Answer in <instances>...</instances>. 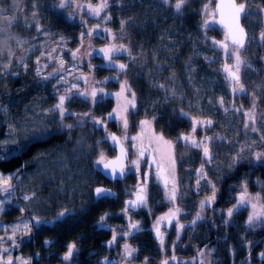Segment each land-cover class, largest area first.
Segmentation results:
<instances>
[{"label":"rangeland","instance_id":"rangeland-1","mask_svg":"<svg viewBox=\"0 0 264 264\" xmlns=\"http://www.w3.org/2000/svg\"><path fill=\"white\" fill-rule=\"evenodd\" d=\"M58 3V0H55ZM146 1H157L158 6H164L165 9L168 8V5L171 6L172 9L175 10L173 7L175 0H169V3L165 4L163 0H146ZM41 0H0V65L8 64L11 61V68L10 71H14L17 75H9L5 73L4 75L0 76V139L10 138L16 139L21 143H28L33 132L36 129L44 130L47 129H56L59 125V117L57 116L56 112L51 111L52 107L58 102L59 95H63L65 90L71 84H77L81 91L90 90L91 87L94 85L95 81H101L100 84H95L94 86L97 88H103L105 93H116L120 90L119 87L110 88L108 86L107 81H105V75L102 73V70L99 67L90 68L88 65H99L98 59L94 57V49L98 48L101 44L105 43L106 45L113 44L114 34L103 33L104 36L107 37L104 39H97V37H85L83 39L84 47L81 48L80 53H78L77 60H72L71 52L68 50L71 49L75 51L77 48L81 47V39L80 33L86 32L89 28H93L99 21V18L89 16L87 14V8L77 9L75 7V3H79L82 5H86L89 0H75V3H70L66 8L61 9L57 12L58 15L65 14V16L72 17V23L76 24V29L79 31L77 40L74 41L70 36H64L63 34L57 35L54 30L48 25V23L44 20H52V16L49 14L47 7H41ZM98 0H91V3L95 5ZM160 2V3H159ZM152 3V2H151ZM214 3L215 0H187L185 7L183 8L181 14L182 15H190L191 17L199 20L201 18V25L194 28V32H186L184 30V39L189 42L193 49H191V54L199 57L202 55L203 57L209 55L208 63L205 64L209 65L208 71L212 75L211 81L206 84L205 89L206 93L204 95L197 94V90H200L201 84L196 88L195 82L192 79L194 76L191 73L195 69H197V62L194 61L189 64L187 79H191L192 89L195 92L197 100L194 103L190 104V113L191 117L201 120H212L213 124L211 127H198L197 128V138H201L207 135L212 137H223L225 139L220 140L216 139L212 141V146L215 147L216 154L214 155V161L209 164L208 168L206 166L205 171H207L208 175L218 174L220 169V163L222 162H232V158L240 152L241 147H246L247 150L241 153L242 156L249 157L250 154L254 152H260V144L261 139L260 136L263 134L262 129L264 127V43H261L258 38L252 39V37H258L259 32L261 30L262 24L259 18V15H250L248 20H242L244 27L246 28L250 43L246 45V49L242 50L241 55L242 58L245 60V65L241 67L240 75L241 81L246 87V93H232L230 90V83L226 79L227 73L224 72L223 66L225 64H233L234 61L230 57L226 56L224 51L218 46L212 43L213 40L215 41H222L225 37V32L222 28H219L215 23H210L209 28L203 27V21L205 19L209 20L210 22L213 21V17L208 13L214 11ZM249 3L252 5V10L255 12L257 6H261L260 0H249ZM33 4L36 7H33ZM154 7L156 4L152 3ZM205 5H208V9L205 10ZM157 6V8H158ZM37 12L35 18H33L32 13ZM73 13L75 16L73 17ZM200 15V17L197 15ZM102 13L101 15H104ZM8 18H15L12 25L9 26L7 20L4 17ZM44 20H43V19ZM83 18L86 21V25L82 26L80 21ZM215 19V18H214ZM188 18L185 20L187 22ZM170 21H173L170 20ZM169 21V22H170ZM177 23L179 22L176 20ZM26 24L33 25L32 27H27ZM39 24L42 28V32L38 33L36 31L35 25ZM107 23L105 21L100 22L101 28H105ZM179 25V24H178ZM55 27V26H52ZM110 29L109 27H106ZM112 32V30H111ZM166 32V31H165ZM182 35V31L179 32ZM201 33H204L201 35ZM172 34L169 32L165 37H170ZM63 38V40H61ZM207 39V40H206ZM72 42L73 45L70 46L68 43ZM206 44L207 52H202L201 47ZM35 45V47H34ZM55 48L56 51L52 52V49ZM45 52V56L41 57L39 65L36 64V58L40 56L41 52ZM92 52V56L84 55L85 52ZM51 52L52 57H63L65 61L64 71L59 72L55 77L50 79L49 81H45L43 83L44 90H47V95L45 97L37 95V90L34 92L21 96L19 93L23 90L20 87H16L18 85H14L15 82L19 83L20 79H23L24 76L29 79H37L40 78L37 76L36 68L39 67L41 69V76H47L51 72H55L56 69L59 68V63L57 59H49L47 53ZM211 57V60H210ZM20 58H23L24 62L28 64L27 70H23L22 66L20 65ZM211 61V62H210ZM47 65V67H44ZM260 65V68H259ZM205 66V70H206ZM3 71V69H0ZM254 75L255 77H259V83L252 82L249 80L250 76ZM79 76H86L88 77L87 82L83 79H76ZM63 77V80L60 78ZM198 77V76H197ZM41 79V78H40ZM58 80L60 82L58 83ZM18 81V82H17ZM66 81V82H65ZM55 86V87H54ZM13 90L15 96H7V92ZM255 93L256 99V113H257V124L256 127L258 128L257 132L251 131V129H245L243 127L246 118L243 116V111H247L252 107V94ZM112 99V108L109 112H111L117 106V99L114 95L106 96ZM193 97V95H192ZM223 97L224 104L221 106L218 101ZM66 107L69 108V103H66ZM241 112L234 111L235 108H241ZM225 108L228 109L225 112ZM87 112V111H86ZM94 112V111H93ZM77 113V112H75ZM95 113V112H94ZM241 113V114H240ZM207 114V115H206ZM96 118H102L100 115L93 114ZM141 115V113H136V117ZM197 115V116H195ZM105 115L104 117H106ZM137 123V135L141 133L140 121L141 120H149L151 121V129L153 131V121L152 118H148L146 116L140 117ZM84 123L75 126V130H81V136L84 138L85 131L89 127V123L91 122L90 117L84 118ZM118 124L119 122L116 121ZM65 124H73L76 125V117H67L64 121ZM92 123V122H91ZM93 124V123H92ZM107 126V125H106ZM192 126V125H191ZM9 127L13 129L11 133H9ZM94 127V136L95 142L94 146L97 149L96 155L94 157L93 165L90 166L86 162H81L79 165L83 167V171L77 174V179L75 180L74 184H72V177L68 180L69 185L67 184L66 187L69 189H73L74 191H70L67 188L59 187L61 192H66L63 196L67 198L62 199V203L59 208L63 209L68 208L75 210L76 217H79L84 211V203L81 198V193H88V191L92 190V186L95 185L96 182V169L99 167L98 165L94 164V161L98 158L101 152L104 153L105 157H107L109 153L106 144L109 145V140L107 139L103 141L108 135L106 133V128H101L99 126ZM120 128H122L120 126ZM119 128V129H120ZM130 128V127H129ZM67 129V128H64ZM62 129V130H64ZM131 129V128H130ZM60 130V131H62ZM101 130V131H100ZM191 130V128H190ZM104 132V138H103ZM211 132V133H209ZM58 133L54 132L53 134ZM53 134L51 136H44L40 140L43 141L45 139L49 140L51 145L58 143V140H63L64 142L68 141V134L67 133H59L57 134L56 138H53ZM124 133H122L121 137ZM53 135V136H52ZM129 137H132L130 134H127ZM201 136V137H200ZM147 134L144 139V143L147 140ZM167 140V139H166ZM103 141V142H102ZM170 141V140H169ZM35 142V141H32ZM31 142V143H32ZM84 141H80L79 143L74 146L73 150L75 154L81 155L80 151ZM99 142V143H97ZM128 144V143H127ZM155 144V143H154ZM251 145L250 148L247 146ZM58 147L54 148H45L42 150H38L29 156V162L24 163L21 166L20 172L17 173V177L13 179L12 183L16 185L15 188V195L13 197V203L7 205L5 211L0 213V225L5 226L9 229L7 233L5 231L0 230V236L10 235V228L12 225L20 223L22 225V219H27L30 217V214L36 213L37 214V198L35 197V193L40 191L38 185H43L47 181L59 180L64 181L67 175H72L73 173V165L74 163L72 160H75V157L69 152L71 151L72 146L69 144L57 145ZM105 146V147H104ZM217 148V150H216ZM28 150V149H27ZM27 150L18 153L17 155H23L24 152ZM213 150V149H212ZM70 153V155H69ZM175 153V151H174ZM72 160H71V158ZM201 162L197 166L200 168ZM83 164V165H82ZM223 166V165H222ZM85 168V169H84ZM196 168L192 170V173H196ZM2 172V171H0ZM16 173H4L5 175ZM197 175V173H196ZM238 177L240 178L241 175L239 174ZM209 178V177H208ZM210 179V178H209ZM247 182L246 178L242 179ZM239 182L237 185L232 184L229 186V192L227 193V197L223 200L222 206H217L216 203L212 204L210 207H206V210L203 212L205 215L203 219L200 220L202 228H210L214 232H221L222 235L228 234V228L233 227L235 231L239 234L238 227L240 225V221L242 219L243 226L248 227L246 224L247 217L253 209L250 205L242 206L238 211L234 213L231 217L230 222L225 225L224 221L228 219L226 217V210L233 205L236 204L237 198L241 192V183ZM218 189V199L220 198V189L218 181L214 182ZM94 184V185H93ZM202 192L203 198L205 196L210 195V191L202 182ZM252 197H256L257 194L261 197L260 200L253 199L252 203L257 204L258 206L264 204V185L257 189L255 192L249 193ZM31 196L34 197L30 200H25L23 197ZM32 200V201H31ZM13 211L15 217L10 222H7L5 218V213L9 211ZM19 209H24L23 214L20 212ZM259 210V207L258 209ZM102 211L101 213H104ZM19 213V215H18ZM104 213L100 216H105ZM110 214V213H109ZM18 215V217H17ZM121 219H127L124 215L120 214ZM70 218V216H67ZM108 215L106 218L105 224H110L115 222V217L111 216L110 221H108ZM37 218L43 220L37 214ZM57 218V216H56ZM72 219V218H71ZM44 221V220H43ZM50 221V219H47ZM124 221V220H123ZM220 226V228L218 227ZM259 224L252 228L251 231H255L259 229ZM250 230V229H249ZM135 232V230H134ZM133 232V233H134ZM31 235V234H30ZM30 235H24L23 231L17 234L16 240L20 236H24L25 238H29ZM9 243L10 252L12 250V242L8 240H4L0 242V249L5 248L6 245ZM126 243V237H118L115 245L117 251L121 250V247ZM131 243V242H130ZM70 245V244H69ZM131 246V245H130ZM21 250H17L15 254H13V259L15 260L16 257H22L26 260L32 261L31 255L28 253H19ZM67 251V250H66ZM232 248L227 249L226 257L230 258ZM264 252V241L262 243L261 250L258 251V255L260 257V253ZM66 253V252H65ZM94 254V253H93ZM5 255H8L5 253ZM219 255L215 256V262L218 260ZM19 264V261H17ZM114 264V263H113ZM232 264V263H228ZM264 264V262H263Z\"/></svg>","mask_w":264,"mask_h":264},{"label":"trees","instance_id":"trees-1","mask_svg":"<svg viewBox=\"0 0 264 264\" xmlns=\"http://www.w3.org/2000/svg\"><path fill=\"white\" fill-rule=\"evenodd\" d=\"M41 1V7H47L49 9L47 11L52 16V20L42 19L46 21L48 25H51L50 28L54 30L57 35L63 34L64 36H70L76 41L79 31L76 29V24L72 23V18H68L65 14L58 15L57 12L61 9L50 7V5L56 3L55 0ZM151 2L156 4V7H154ZM260 2L264 5V0H260ZM157 6V1L113 0V2L110 3V7L105 10L106 13L111 15L112 19L105 22L107 23L106 27H109L112 30L111 33L114 34L115 40L113 44L124 45L131 50L130 55L125 53L122 56H118L116 60L117 63L128 65L126 73L119 75V81L127 80L132 90L136 93L137 108L129 117V127L131 129L137 128L139 116L152 118L154 131L157 134H163L166 139L173 142L175 155L179 157L180 163L178 162V164L181 169L185 171L184 180L182 181L185 183L186 177H190L192 170L194 168L197 169L199 162L202 161V152L200 149L186 145L183 141L177 142V137L181 133H186L190 130V113H192L189 112L190 104L197 100L196 95H204L206 93L205 86L211 81L212 75L210 71H208L210 63L208 65L205 64L209 62L208 58L210 54L204 57L202 55L196 57L191 54L193 46L186 40H183L184 30L186 29L187 34L188 32H194L193 29L198 27V22L200 28L201 18L196 20L190 15L177 13L176 10L172 9L169 5L167 9H165L163 5L158 6V8ZM197 15L200 17L198 13ZM187 18L188 20L185 22ZM172 19L173 21H170ZM176 20L179 22L177 23ZM121 21H127L122 30ZM181 31L182 35L179 33ZM169 32L172 35L170 37H165ZM203 34L204 33H201V35ZM68 44L70 46L73 45L72 42ZM106 46L108 45L103 43L93 50L94 57L98 59L99 65H107V61L102 59V54L97 55L96 51ZM206 46L207 45L204 44L201 47L202 52H207L208 48ZM194 61L197 62V69L191 72L194 76L192 78L195 82L194 87L197 88L201 84L200 90H197L196 95L192 89L191 81H188L191 79H187V74L185 75V73H188L186 70L188 69L187 66ZM205 66H207L206 70ZM99 69L102 70L105 77H116L118 73V69L116 71L109 70L106 67H99ZM258 79L259 77H255L254 75L249 78L250 81L256 83H259ZM44 82L45 81L40 78L29 79L24 76L23 79H20L19 83L15 82L14 85H18L16 87L23 89L19 93L21 96L28 95L37 90V95L45 97L48 95L47 90H44ZM107 83L110 88L120 86V83L116 79H110ZM159 84H163L165 86L164 89L156 87V85ZM173 90L176 92L175 97L171 95ZM7 96L14 97L15 94L13 90L7 92ZM112 104V99L110 97H105L103 102L94 108L90 103L80 102L69 103V108L77 113L88 112L89 109L92 108V114L104 117L111 110ZM179 110H183L188 116L182 118L179 115ZM136 113H141V115L136 117ZM153 117H155V119H153ZM106 125L107 135L111 134V132L117 134L116 131L120 128V124L113 120L106 121ZM129 127L128 129H130ZM75 128L76 127L71 130L64 129L53 134L54 136L52 135L53 138H56L59 133H67L69 140L66 142L58 140V143L51 145L50 139L35 141L31 143L30 147L23 155L19 154L16 155L15 158L0 162V171L3 173H10L19 169L24 163L29 162V156L32 152L34 154L38 150L49 147L54 148L58 147L57 145L63 144L72 146L71 151L69 149V152L75 157V160H72L70 156L74 163L72 175H67L64 181L53 179L54 182L47 181L43 185H38V188H40L38 196L37 193H35L38 206L37 214L43 218L45 223L43 225L34 226L30 237L19 242L23 252L25 251L31 255L32 261L30 264H102L101 262L103 259L98 256L99 254H96V249L99 248L102 242V234L94 231V229L99 231L96 220L100 218L102 214L107 213L109 216L107 220L110 221L111 216H114V210L117 205H115L110 198H94L93 190L104 181V177L98 172V169H96V182L95 185L93 184L94 186H92L93 189L88 191L87 194L79 192L84 203V211L79 214V217L74 219L73 217L76 216V213H74L68 215L70 218L67 216L59 219L56 218L57 214L63 211V209L59 208L63 197L67 198L63 196L67 194V190L66 192H61L59 187L67 188L71 192L74 191L72 188L69 189L66 187L67 184L69 185L67 179L72 177L71 183L74 184L77 179V174L83 171V167L79 164L81 162H86L89 166L90 164L93 165L92 161L97 151L94 146L95 136L93 124L91 122L89 123L84 138L81 136V130L76 131ZM262 132V135H264V127ZM195 135L196 137L198 136L197 133ZM79 140L81 142L84 141V146H82L80 151V153L82 152L81 155L77 156L73 148L79 143ZM105 140L107 139L104 138L103 141ZM261 141L260 148L258 149H261L260 152H264V140ZM105 146H107V148H105L108 150L107 153L111 152V147L108 144ZM211 150L214 156L216 152L215 147L212 145ZM248 158L247 161H241L235 165H233L232 162H221L219 169L220 173L208 175L213 182L217 180V184H219L220 198L216 203L217 206H222L223 200L227 197V193L230 190L229 186H232V184L237 185L239 182L243 181V178L247 179V190L249 193L255 192L264 185V166L254 163L252 154H250ZM214 160L215 159H213V161ZM206 166L208 168L209 164H206L205 167ZM239 174L241 175L240 178L238 177ZM8 210L9 211L5 213V218L7 222H10L15 217V214L13 211H10V208ZM102 211L105 212L101 213ZM37 214H30V217H37ZM47 219H50V221L46 222ZM218 227L220 228V226ZM238 230L239 234L233 227H229L228 234L224 238H218V264H228L231 260H233V264H245V262L247 263L248 261L251 264H263L259 260L258 251L261 250L264 241V226L255 231H251L248 227L243 226V221L241 219ZM204 238L203 236V239ZM45 241H49L50 243L45 244ZM73 243L79 248L75 250L71 260L64 261L62 257L69 244ZM139 243H141L142 249L146 250V246L142 245V241L136 238L134 240V245H139ZM6 248H10L9 245H6ZM228 248H232L230 258L226 257ZM37 253L39 257L36 258Z\"/></svg>","mask_w":264,"mask_h":264},{"label":"snow or ice","instance_id":"snow-or-ice-1","mask_svg":"<svg viewBox=\"0 0 264 264\" xmlns=\"http://www.w3.org/2000/svg\"><path fill=\"white\" fill-rule=\"evenodd\" d=\"M113 2V0H98V2L93 5L91 3V0L86 5H82L79 3H75V0H58V3L50 5L51 8L54 9H64L66 8L70 3H75V7L77 9L87 8V14L92 17L99 18L100 22L103 21H110L112 19L111 15L109 13H106L105 10L110 7V3ZM165 4L169 3V0H163ZM187 3V0H175V3L173 7L175 8L177 13H181L183 8L185 7ZM15 4V0H14ZM33 7H36L35 4H33ZM208 5H205V10L208 9ZM225 9H227V14H225ZM2 11V10H0ZM102 13H105L104 15H101ZM213 17V21L210 22L209 20L205 19L203 21V27L209 28L210 23H219L223 26L225 29V37L222 41H215L213 40L212 43L215 45H218L225 53L226 56L233 59V64H225L223 66V70L225 73H227L226 79L230 83V90L232 93H240L244 94L246 93V87L241 81V75L240 70L243 65H245V60L242 58L241 52L243 49H245L246 45L250 43L249 35L244 27V25L241 23L242 20L247 21L250 15H259V18L261 20V30L259 32L258 37H252V39H257L264 43V5L257 6L255 9V12L252 10V5L249 3V0H227V3H224V0H221L220 3L216 4L215 11L208 13ZM37 15V12H33L32 16L35 18ZM216 15H219L221 19L219 21H216L214 18ZM75 16V13H73V17ZM72 18V17H69ZM5 20H7V23L9 26L12 25L15 18H8L4 17ZM100 22L96 24L95 27L89 28L86 32L80 33V39H81V47L77 48L75 51H72L69 49L68 51L71 52V58L72 60H77L78 53H80L81 48L84 47L83 45V39L87 37H97L100 39H104L103 33H111V29L108 28H101ZM127 23V21H121V30L123 29L124 24ZM81 25H86V21L81 18ZM27 27H32L31 24H26ZM36 31L38 33L42 32V28L39 24L35 25ZM3 29H0L2 31ZM113 39L115 37L113 36ZM63 40V38H61ZM35 47V45H34ZM56 49L53 48L52 52H55ZM130 49L126 48L124 45H116V44H110L106 47L100 48L96 51L97 55L102 54V59L107 61V65L101 64V65H88L90 68L95 67H106L109 70L116 71L118 69V73L116 77H106L105 81H108L110 79H116L120 83V90L116 93H105L103 88H97L94 85L102 83L101 81H95L94 85L91 87L90 90H84L81 91L77 84H71L66 90L63 95H59L58 102L52 107L51 111L56 112L57 116L59 117V125L56 129H47L44 130L36 129L29 142L28 143H21L20 141L16 139H0V162H5L9 160L10 158H15L18 153H21L25 150H27L32 141H39L44 136H51L54 132H59L60 130L67 128L71 130L75 126H79L83 124L85 117H90L91 122L95 126H99L101 128H106V121L113 120L118 121L122 129L124 130V134L122 137H118L115 134H109L105 139H110L115 145L119 146L120 152L119 155L112 160H109L105 157L104 153L101 152L98 156V158L94 161L95 165H102V171H105L106 174L110 175L111 179H118L125 176L126 172L130 170L129 166L131 168H134L137 173L140 172V164L141 160L145 156V147H144V139L147 134V138L150 143H155L156 151L160 153L159 158H153L150 163L156 165V171L154 174V177L150 172H144L139 183L135 185L136 191L134 193L135 198L130 199L128 201H125V207L121 210V212L128 216V213L132 209H138V208H146L148 206V184L150 178H154L156 181L163 184L164 187V195L167 198L168 201L172 202L173 205H175V202L177 200V196L179 193V188L177 184L176 179V173H175V166L176 161L174 158V145L172 141L166 140L163 136V134H157L151 129V121L149 120H141L140 121V127H141V133L137 136L129 137L127 135V129L129 127V117L132 115V112L137 108L136 103V93L132 90L131 86L128 84L127 80L119 81V75L126 73L128 69V65L124 63H117V57L122 56L123 54L127 53L130 55ZM92 52H85L84 55L86 56H92ZM45 56V52H41L40 56L36 58V64L39 65L41 57ZM47 56L49 59H57L59 63V68L56 69L55 72L49 73L47 76H41V69L39 67L36 68L37 76L41 78L43 81H49L53 77H55L59 72L64 71V65L65 61L63 57H52L51 52L47 53ZM134 59V58H133ZM20 65L22 66L23 70H27L28 64L24 62L23 58H20ZM44 67H47V65H44ZM11 68V61H9L8 64L0 65V69H3V71H0V76L4 75L5 73L9 75H17L16 72L10 71ZM64 78L61 77L60 80H63ZM76 79H83L85 82H87L88 77L86 76H79L76 77ZM58 80V83L60 82ZM66 82V81H65ZM55 87V86H54ZM156 87H159L161 89H164L163 84L156 85ZM114 95L117 99V106L114 108L111 112L107 113L106 117L102 118H96L92 114V108L89 109L88 112L84 113H75L70 111L66 107V103H72V102H80V103H90L93 108L103 102L106 96H112ZM172 97L176 96L175 90L171 93ZM256 95L255 93L252 94V107L247 110L243 111V116L246 118L245 123L243 127L245 129H251L253 132H257L258 128L256 127L257 124V113L255 111L257 105H256ZM218 103L223 106L224 99L221 97L218 101ZM225 112L228 111L227 108L224 109ZM234 111L241 112V108H235ZM179 115L183 117H187L188 114L185 113L183 110H179ZM76 117L77 124H65L64 121L67 117ZM155 119V117H153ZM191 120V130L187 134L181 133L177 137V142L183 141L186 145H190L193 148L200 149L202 152V163L199 169L196 170L197 173V179H196V188L197 190H200L202 187V182L207 187V189L210 191V195L205 196L204 199L200 201V208L203 211L206 207H210L212 204H214L217 200V193L218 189L216 184L208 178V173L205 171V165L211 164L213 162L214 156L211 150L212 141L216 139L223 140L225 138L223 137H210V136H203L201 138L196 137V132L198 127H211L213 124V121L208 120H201L196 119L194 117L190 118ZM13 129L9 127V133H11ZM261 140H264V135L260 137ZM125 141H133L138 143H133L132 147L136 149V159H128L129 156V150L124 146ZM99 143V142H97ZM248 148L251 147V145L247 146ZM247 150L246 147H241L240 152L237 153L236 156L232 158V164L235 165L241 161H247L249 158L246 156H242L241 153L245 152ZM252 160L254 163L260 164L261 166H264V152H254L252 153ZM127 161V164L125 163ZM20 172V169L16 170V173H11L8 175H5L3 172H0V213H3L5 211V208L7 205H10L13 203V197L15 195V188L16 185L12 183L13 179L17 177V173ZM94 194L98 199H107L114 195L110 189L103 188V187H97L94 190ZM33 197L25 195L23 199L30 200ZM260 200L261 197L259 194L256 195V197H252L248 190H247V182L244 181L241 184V192L237 198V202L233 207H230L226 210V219L224 221L225 225H227L230 222L231 217L234 215L236 211H238L242 206L250 205L253 211L251 214L248 215L246 224L248 228L251 230L252 228L256 227L258 224L260 226H264V204L257 205L255 203H252V200ZM259 207V210H257ZM20 212L23 214L24 209H19ZM75 210L64 208L63 211H60L57 214V219L61 217H65L68 215L74 214ZM181 209L179 207H173L169 209L167 213L164 215L156 218L155 223L152 225V230L155 233V237L159 243L160 250H165V232L161 230V226H173L176 229L177 232V240L180 238V233L185 229V225L179 223L178 217L181 213ZM107 218V214L105 216H102L100 218V221L98 224L103 228L107 227L105 225V220ZM22 219V225L20 223L12 225L10 228V235L0 236V242L4 240H8L12 242L13 247H19V243H17L16 237L17 234L23 231L24 235H30L33 231V227L36 225H43L45 221L41 220L37 217H29L27 219ZM203 216L201 215V212H197L195 214V219L191 221V226L196 225L198 220H202ZM175 221V224L173 222ZM0 230L5 231L7 233L9 231L8 228H6L3 225H0ZM140 231L141 225L138 221H133L130 216H128V224H127V230L121 231L119 233L116 232L115 229H111L113 232L112 239L107 242V245L111 247L114 245L118 239V237H128L132 236L133 232ZM50 243L49 241H45V244ZM174 247L175 244H173V255L170 258L163 259L160 264H170L171 262H177V257L174 253ZM206 248L208 246H205ZM76 250V244H70L67 248L66 253L63 255L62 259L64 261H69L73 258L74 252ZM212 249H208V254L210 255ZM137 252L136 248H133L129 244L125 243L123 245V252L121 253L123 260L125 264H130L131 258L133 257L134 253ZM5 253H10L9 248H2L0 249V264H17V261H19V264H30V261L26 260L22 257H16L15 260L13 257L8 254L5 255ZM199 256H204L205 252L203 249H201L198 253ZM262 257H264V252L260 253ZM195 259V258H194ZM148 258L145 257V260L143 264H147ZM104 264H112L111 261L108 260V258H105ZM179 264V262H177ZM200 264H204V261L201 260ZM210 264V262H209Z\"/></svg>","mask_w":264,"mask_h":264},{"label":"flooded vegetation","instance_id":"flooded-vegetation-1","mask_svg":"<svg viewBox=\"0 0 264 264\" xmlns=\"http://www.w3.org/2000/svg\"><path fill=\"white\" fill-rule=\"evenodd\" d=\"M188 132H190V130H188L185 134ZM116 133L118 137H121L122 133H124V130L120 128L116 131ZM127 134H130L132 137L135 136L137 134V128L128 129ZM133 143L138 142H124V146L129 150L128 159L130 160L137 158L136 149L132 147ZM109 146L111 147V152L106 157L107 159L113 158L115 156V150L113 146L111 144ZM144 147L146 151L145 156L141 160L139 173H137L134 168L129 166L130 170L126 172L125 176L120 180L110 181L103 178L104 181L102 184H105L107 189H110L112 193H114L110 199L117 206L114 210V223L112 222L110 224H105L107 227L102 228L98 224L100 218H97L96 220V225L99 226V231H105V234L101 236L102 242L99 245V248L96 249V254H99L98 256L103 260H105L107 257L109 261H114V264H125L121 255L123 252V246L121 247L120 251H117L115 245L109 247L107 242L112 239L113 232L111 229H115L117 233L127 230L128 216H130L133 221H138L140 223L142 229L140 231H135L132 236L126 237V243L137 249V252L134 253L133 257L131 258L130 264H143L145 257L148 258L147 264H160L163 259L170 258L173 255V244H175L174 253L179 264H200L201 260L204 261V264H209V262L210 264H218V260L215 262L214 259L216 255H219L217 242L218 238H224L225 235H222L221 232H214L210 228H202L201 222H199L200 220L197 221L196 225L191 226V221L195 219V214L197 212H201L202 216L205 215L203 212L206 210V208L203 211L200 208V201L204 199V193L202 192V189L197 190L196 188V173H191L190 177H186V182H182L184 180L185 171L179 166V157L178 155L176 156L175 153V173L179 188L175 205H173V203L168 201L165 197L163 184L156 181L154 178H150L148 184V206L146 208L132 209L128 213V216H125L121 212V210L125 207V201L135 198V185L139 183L143 173L150 172L154 177L156 165L151 164L150 161L154 157L159 158L160 153L156 151L157 146L154 143H150L148 139L144 143ZM197 169L199 168L197 167ZM102 184L97 186H101ZM217 202L218 194L215 203ZM174 206L179 207L182 210L178 220L179 223L184 224L186 227L180 233L179 240H177V232L175 227L162 225L161 230L165 232V250L161 251L159 243L155 237V233L152 230V225L155 223L156 218L164 215ZM120 214L124 215V217L127 219H123V221ZM173 224H175V221ZM203 236L205 237L204 239ZM136 238H139L142 241V245L146 246V250L142 249L141 243H139V245H134V240ZM24 239H26L24 236H20L17 239V243L22 242ZM205 246L208 247L206 248ZM77 248L79 247L76 246V250ZM18 249L21 250L19 253H27L25 251L23 252L22 247L19 245V247L12 246L11 252L7 254L13 256V254H15ZM201 249H203L205 252L204 256L198 255ZM208 249L213 250L210 255L208 254ZM37 257H39L38 253L36 255V258ZM259 260L263 263L264 257L260 255ZM177 262L170 261V264H177ZM230 263L233 264V260H231ZM245 264L251 263L248 261L247 263L245 262Z\"/></svg>","mask_w":264,"mask_h":264},{"label":"water","instance_id":"water-1","mask_svg":"<svg viewBox=\"0 0 264 264\" xmlns=\"http://www.w3.org/2000/svg\"><path fill=\"white\" fill-rule=\"evenodd\" d=\"M221 2V0H215V3H214V11H215V9H216V4L217 3H220ZM224 3H227V0H224ZM225 14H227V9H225ZM221 19V17L219 16V15H216L215 16V20L216 21H219ZM241 23H242V21H241ZM219 28H222L223 30H224V32H225V29L223 28V26L222 25H220L219 23H215ZM243 24V23H242ZM249 35V34H248ZM246 48V47H245ZM243 50H245V49H243ZM112 134H114V133H112ZM116 135V134H115ZM111 143H112V145H113V148H114V150H115V156L113 157V158H110L109 160H112V159H115L118 155H119V152H120V149H119V146L118 145H115L112 141H111ZM125 163H126V161H125ZM99 173L105 178V179H107V180H110V181H113V180H120V179H122V178H118V179H111L110 178V175H108V174H106V172L105 171H102V165H100V168H99ZM97 187H103V188H105L104 186H97ZM97 187H95V188H97ZM95 190V189H94ZM94 190H93V196H94V198L95 199H98L96 196H95V194H94ZM104 261L105 260H102V264H104ZM112 262V264L114 263V261H111Z\"/></svg>","mask_w":264,"mask_h":264},{"label":"bare ground","instance_id":"bare-ground-1","mask_svg":"<svg viewBox=\"0 0 264 264\" xmlns=\"http://www.w3.org/2000/svg\"><path fill=\"white\" fill-rule=\"evenodd\" d=\"M109 141H110V144L112 145L111 140H109ZM109 141H108V142H109ZM110 144H109V145H110ZM112 146H113V145H112ZM101 186H104L105 188H107L105 184H102ZM93 229H94V228H93ZM94 231H95L96 233H99V234H102V235L105 234V232L98 231V230H96V229H94Z\"/></svg>","mask_w":264,"mask_h":264}]
</instances>
